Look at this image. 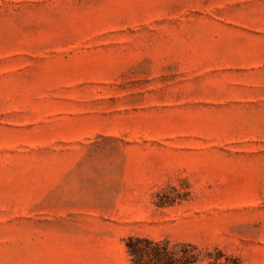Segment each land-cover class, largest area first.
Masks as SVG:
<instances>
[{"label":"rangeland","instance_id":"1","mask_svg":"<svg viewBox=\"0 0 264 264\" xmlns=\"http://www.w3.org/2000/svg\"><path fill=\"white\" fill-rule=\"evenodd\" d=\"M264 264V0H0V264Z\"/></svg>","mask_w":264,"mask_h":264},{"label":"trees","instance_id":"2","mask_svg":"<svg viewBox=\"0 0 264 264\" xmlns=\"http://www.w3.org/2000/svg\"><path fill=\"white\" fill-rule=\"evenodd\" d=\"M132 264H195L197 247L191 244L172 246L169 241L130 237L126 242Z\"/></svg>","mask_w":264,"mask_h":264}]
</instances>
